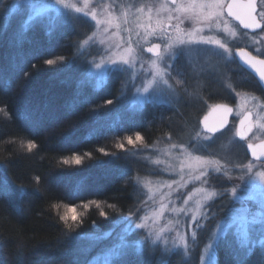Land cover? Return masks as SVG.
<instances>
[{
	"label": "rangeland",
	"instance_id": "rangeland-1",
	"mask_svg": "<svg viewBox=\"0 0 264 264\" xmlns=\"http://www.w3.org/2000/svg\"><path fill=\"white\" fill-rule=\"evenodd\" d=\"M228 2L8 3L9 17L21 14L25 29L38 24L75 32L77 55L88 67L85 83L100 89L119 79L120 96L130 108L161 104L179 115L171 130L140 156L148 172L135 178L139 207L93 239L101 251L89 264H112L119 258L121 263L125 253L145 250L167 260L174 256L181 264H218L222 241L241 258L256 247L264 250V169L245 151L249 142L264 139V100L239 88L242 74L232 62V49L238 46L263 54L264 30L244 32L227 14ZM232 99L230 124L206 132L202 117L215 104ZM247 110L254 113L255 128L240 138L237 124ZM78 161L66 165L76 167ZM59 181L52 185L62 187ZM62 182L67 199L75 198L71 180Z\"/></svg>",
	"mask_w": 264,
	"mask_h": 264
},
{
	"label": "trees",
	"instance_id": "trees-1",
	"mask_svg": "<svg viewBox=\"0 0 264 264\" xmlns=\"http://www.w3.org/2000/svg\"><path fill=\"white\" fill-rule=\"evenodd\" d=\"M10 1L0 0V264H89L101 251L93 239L139 207L140 156L179 115L161 104L130 108L119 79L85 83L75 32L25 29L21 14L9 17ZM226 244L218 264H264L262 248L241 258ZM121 257L112 264H181L146 250Z\"/></svg>",
	"mask_w": 264,
	"mask_h": 264
},
{
	"label": "water",
	"instance_id": "water-1",
	"mask_svg": "<svg viewBox=\"0 0 264 264\" xmlns=\"http://www.w3.org/2000/svg\"><path fill=\"white\" fill-rule=\"evenodd\" d=\"M256 0H229L226 12L239 21L243 27L250 30L260 28L256 17ZM237 55L245 59V62L258 76L264 80V60L254 57L246 49H238ZM233 105L217 103L202 117L201 124L206 132L215 133L225 129L233 115ZM251 113L248 112L238 124V136L245 138L251 130ZM249 155L257 160H264V139L258 142H250L247 145Z\"/></svg>",
	"mask_w": 264,
	"mask_h": 264
},
{
	"label": "flooded vegetation",
	"instance_id": "flooded-vegetation-1",
	"mask_svg": "<svg viewBox=\"0 0 264 264\" xmlns=\"http://www.w3.org/2000/svg\"><path fill=\"white\" fill-rule=\"evenodd\" d=\"M263 9L264 8H263V4L261 3V0H256V11H255V13H256L257 20L260 23V28H258L257 30H250L248 28L243 27L239 21H237L234 17L230 16V14H228V13L227 14L229 15L230 18H232L235 21V23H237L238 27H240L244 32H247V33L252 35V34H256L260 31L264 30V10ZM238 49H246L254 57H257V58L262 59V60H264V52H263V54H259V53L255 52L254 50H252L251 48L245 47V46H238V47L232 49V54H233V61L232 62L238 67L237 73L239 71L242 74V77H241L242 81L239 84V88L244 89V90L251 89L254 91V93H257L258 95L261 94L260 96H261L262 100H264V80L260 76H258L252 69H250L245 62H243L245 59L240 58L237 55L236 51ZM243 75L245 76V78H243ZM249 78H251V79L249 80ZM234 102H235V100L232 99V100H230V102H225V103L233 105V108H234V104H233ZM248 112L251 113L252 118H251L250 123H251L252 127H251L250 133L247 135V137L251 135V133L253 132V130L255 128L254 119H253L254 113L252 110H247L245 112V114ZM245 114H244V116H245ZM232 117H233V115H232ZM232 117H231V120L233 119ZM238 124H239V121H238ZM248 144H246L245 151H246L247 156L249 158H251V156L249 155L248 150H247ZM255 160L264 169V160H257V159H255Z\"/></svg>",
	"mask_w": 264,
	"mask_h": 264
}]
</instances>
